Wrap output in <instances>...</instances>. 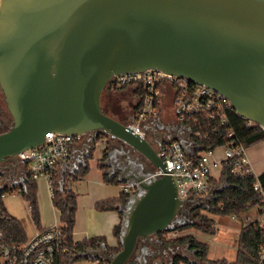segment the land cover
Wrapping results in <instances>:
<instances>
[{"label":"water","instance_id":"95a60500","mask_svg":"<svg viewBox=\"0 0 264 264\" xmlns=\"http://www.w3.org/2000/svg\"><path fill=\"white\" fill-rule=\"evenodd\" d=\"M147 68L220 92L264 131V0H0V88L12 118L0 132V166L48 131L90 133L92 147L101 135L129 146L121 168L108 171L136 185L108 264L155 247L152 235L174 230L186 205L157 147L101 109L113 75Z\"/></svg>","mask_w":264,"mask_h":264},{"label":"built area","instance_id":"2783aa9c","mask_svg":"<svg viewBox=\"0 0 264 264\" xmlns=\"http://www.w3.org/2000/svg\"><path fill=\"white\" fill-rule=\"evenodd\" d=\"M110 81L117 85L125 82L142 84L143 105L131 121L126 123L134 133L141 135H143L141 122L157 113V103L164 93L171 95L177 120L185 124L188 119L196 122L201 116L221 126H227L228 113L235 112L229 99L220 92L193 82L187 77L168 74L157 68L121 72L113 75ZM245 121L247 126L256 124L252 120ZM194 135L200 134L195 131ZM228 136L229 139L224 145L201 150L195 156L194 152H187L178 140L170 139L161 143L158 155L164 163L165 171L174 179L178 196L184 200L209 195L214 189L212 179L219 177L213 172L215 169L221 171L225 163L232 164L231 172L236 176L253 175L255 180L252 187L263 198L257 207L259 217L251 218L247 215L244 223L255 222L264 231V192L258 173L249 159L247 147L233 135L232 130H229ZM76 138L70 134L48 131L41 145L19 151L15 158L25 163L30 179L45 178L51 194L52 178L57 168L68 159L71 144ZM100 138L104 139V136L101 135ZM218 149L222 151L220 156L217 155ZM2 177L3 171L0 166V184ZM18 191L21 193V188ZM121 191L131 194L136 191V185L122 182ZM4 193L0 191V197ZM230 217L237 218L235 214H230ZM165 233L167 238L169 233L174 236L176 231L169 230ZM171 236H168V239L173 238ZM67 243V235L58 221L42 229H36L34 234L23 242L8 241L0 227V264H55L57 253H65L68 250ZM263 259L264 240L258 251L257 264H261Z\"/></svg>","mask_w":264,"mask_h":264},{"label":"trees","instance_id":"16d2710c","mask_svg":"<svg viewBox=\"0 0 264 264\" xmlns=\"http://www.w3.org/2000/svg\"><path fill=\"white\" fill-rule=\"evenodd\" d=\"M105 89L114 92H129V98L134 99V102L127 104L129 105L128 108L130 110V115L123 123L126 124L130 122L134 114L137 113L143 105L144 88L142 84L139 82H125L117 85L114 81L109 80L105 85ZM100 103L102 111L105 114L112 116L108 112L110 102L107 100L106 103H103L102 94ZM227 117V126H221L217 122L201 116L198 117L196 122L191 119L186 121L192 132L194 141L198 146V149L193 153L194 156L201 150L224 145L229 139V130H232L233 135L246 147L264 139V131L258 124L247 126L245 119L238 116L234 111L228 113ZM114 118L122 122L119 118ZM195 131H198L200 135H194ZM92 149L93 148L90 149L89 154L84 159L83 165L80 166L77 171L71 175L64 174L62 176V181L54 175L51 181V202L58 212L59 223L63 232L67 235L68 241V250L65 253H57L55 264H72L74 260L80 257L81 253H84L88 249H97L101 243L105 244L110 253H116L121 249L119 234L122 227L123 213L120 210V221L113 227V233L117 238V244L115 246L106 245L103 236H93L76 243L72 240V231L75 223L77 206V193L72 189L71 183L72 180L81 178L87 172L88 159L92 156ZM106 157L107 147L101 150V155L97 160V166L102 171L103 180L108 183H119L118 179L108 176V166L105 163L103 164ZM231 168V163H225L222 165L219 177L217 179H212L215 190L207 200V203L197 204L189 208L193 221L186 224L176 225L174 228L175 231L181 230L189 225L200 229L205 233L213 234L215 232L214 220L201 210H212L227 215L235 214L239 217L243 212L252 207H258L262 203L263 196L252 187L255 180L254 176L251 174L236 176L231 172ZM258 178L261 181L264 192V170L258 174ZM21 194L28 202L30 216L36 225V229H42L43 227L39 224V213L36 201V180H32L28 177L22 185ZM129 195L130 193L121 191L116 198L98 202L97 207L101 210L115 209L117 204H124ZM0 227L3 230L6 239L10 242H23L28 238L21 221L7 212L1 197ZM163 233H165V231L158 232L156 235L162 236ZM161 240L164 246L170 244H186L187 248L192 252L193 258L180 254L174 255L171 264H179L180 262H184L185 264H257V255L264 240V231L257 226L255 222L244 223L238 232L235 258L231 261L226 258H208L207 243L198 240L192 235H178L170 239L161 238ZM96 264H108V262L99 260ZM261 264H264V259Z\"/></svg>","mask_w":264,"mask_h":264},{"label":"crops","instance_id":"0c3cea01","mask_svg":"<svg viewBox=\"0 0 264 264\" xmlns=\"http://www.w3.org/2000/svg\"><path fill=\"white\" fill-rule=\"evenodd\" d=\"M133 102H134V99L129 98L128 103L131 104ZM161 107L163 110L161 109ZM170 110H172V112ZM168 113H170V115H168ZM141 128L143 130V135L147 139H149L154 144V146L157 147V149L161 145L160 144L161 141L164 142L170 139L178 140L189 153H193L195 150L198 149V146L196 142L194 141L193 135L191 134V130L188 127V125L177 120L175 107L172 103V97L169 93H164L162 95L157 105V113L153 116H150L146 120H143L141 122ZM107 138L108 136H104V139H100V140L104 143V148L107 147L106 161L108 162L107 166L109 170L113 166V163L117 162L118 160L122 158V156L126 155V152L129 150V146H128V149H125L124 146L120 145L121 143H124V142L117 139L120 142V144L117 147H109L107 144ZM91 139H92V135L90 133H86V134H83L77 137L72 142L71 147H70V155L68 159L64 161L57 168L55 172L56 178L62 181V176L64 174L71 175L75 171H77V169L80 166L83 165L85 157L89 154L90 149L93 148ZM221 152H222L221 149H218L217 155L220 156ZM247 153H248L249 159L251 160V163L253 164L255 172L258 174L262 172L264 170V145L262 143L258 144L257 149L254 152H249V149L247 148ZM100 155H101V152L98 151V153L94 155L93 159L88 160V170L85 173V175L79 179L72 180V183H71L72 189L77 193V199H78V195L80 194L75 189L76 184L77 183L79 184L80 181L91 183V185L95 188V191L94 193L90 194V205L93 202L98 203L101 201H105L107 199L116 198L121 192V183L123 181H120L118 179V176L115 175L111 177L119 180V183H114L119 186V191L116 194L109 195V196L107 194H103V195L98 194L97 189L99 187L101 188L105 184H110L103 180L102 171L97 166V160L100 157ZM256 167L257 169H259V171L256 170ZM2 171H3V177H2V182L0 184V191H5L7 189H12L14 187L22 188V185L28 178L26 165L22 161H19L18 163L14 161H9L4 166V168H2ZM213 174L216 177H218L220 174V170L215 169ZM108 176H109V172H108ZM40 179L44 181V184L49 191V187L47 185L45 178L41 177ZM209 198L210 196H200L196 198H190L186 200V202L191 201V203H193L194 201H196L198 204H204L206 199L208 200ZM122 209H124V205L117 204L115 206V209L105 210L103 215L106 217L107 225L97 226L99 228H95V229L93 228L92 232L90 231L91 229H88L87 224H85L84 226L78 225L79 227L78 226L76 227V222H75V225L72 231L73 242L74 243L81 242L84 239L90 238L93 236H103L105 238L106 245L115 246L117 244V238L116 240L113 238V236L110 233L109 227L112 226V232H113L114 225H116L120 221L119 210L122 211ZM57 215H58V212H57ZM242 225L243 224H241V226ZM43 227H47V225H43ZM240 227L238 228V232H239ZM33 234L34 233H32V235ZM151 239L153 240L154 238L151 237ZM141 241H142L140 245L141 247L147 244L145 240L141 239ZM236 242H237V238H236ZM173 246H176V248H174ZM178 246L180 245L170 244L164 247L165 251H162L157 246L151 247L148 245L147 253L143 252L142 250L140 253H145L146 258H147V264H148L149 257L152 254H157V255L153 258V260L150 261L151 264H171V261L174 255L176 254L185 255L184 252L180 253L178 251ZM101 247H104L105 251L101 250L100 252H98L97 258H94L89 255L88 256L82 255L78 259H85V260L87 259V261L85 262L87 263L90 262L91 264H96L99 260L107 261V256L111 255V253L107 250L105 244L101 243V245L97 249H100ZM97 249H88L87 251L97 250ZM155 249L157 252L153 253ZM186 249H187V246H186ZM87 251H85L84 253H86ZM148 251L149 253L151 251V254H149ZM235 252H236V249H235Z\"/></svg>","mask_w":264,"mask_h":264},{"label":"rangeland","instance_id":"374dc122","mask_svg":"<svg viewBox=\"0 0 264 264\" xmlns=\"http://www.w3.org/2000/svg\"><path fill=\"white\" fill-rule=\"evenodd\" d=\"M105 89V87H104ZM109 100L110 102V108L108 112L116 117L122 120V123L125 122L129 115V92L128 91H110L109 89L103 90L102 93V102L106 103V101ZM1 105L3 108V112L5 116L9 118L7 122V130L11 124L12 119L11 116L6 108L4 99H3V93H1ZM112 106V107H111ZM163 107V106H162ZM161 107V109H162ZM163 110V109H162ZM172 112V110H170ZM170 115V113H168ZM172 115V113H171ZM262 143L264 145V139L252 143L249 147V152H254L257 149V145ZM107 144L109 147H117L120 142L112 137L107 138ZM121 146H124L125 149H128V145L121 143ZM104 148V143L98 138L95 141L94 147L92 149V156L88 159H93L94 155L98 153V151L101 152V150ZM133 156H137V158L141 159L140 155L133 153ZM106 164V159L103 161V164ZM151 169L152 167H148ZM256 170L259 171V169ZM107 171H109L107 169ZM19 187H14L12 189H7L4 192V195L1 197L4 207L6 208L7 212L12 215L13 217L19 219L24 227V231L27 237H30L32 233L36 230V225L31 219L30 212L28 209V202L25 200V198L22 196V194L18 191ZM80 195H78L77 199V206H76V212H75V222L76 227L78 225L84 226L87 224L88 229L99 228L97 226H106V217L103 215L105 210H101L97 207V203H92L90 205V194L94 193L95 188L91 185L90 182H81L76 184L75 188ZM119 191V186L110 183L105 184L103 187H99L97 189L98 194H107L114 195ZM36 201H37V207H38V213H39V224L43 227V225H50L54 221L59 222V218L57 215V212L55 208L52 205L51 202V194L48 191L47 187L44 184V181L42 179L36 180ZM207 203V199L204 204ZM186 206H194L198 203L194 201L193 203H190V201L187 203ZM188 208V207H187ZM257 206L250 208L249 210L243 212L239 217L237 218H231L230 215L227 214H221L216 211L212 210H201L204 213H206L210 218L214 220L215 223V232L213 234H208L203 232L200 229H197L193 226H186L181 230H177L174 236H171L169 233L168 236L176 237V235H192L198 240L207 243V257L210 259H216V258H226L227 260L231 261L235 257V249H236V238L238 235V228L241 226V224H244L245 217L249 215L251 218H258V210ZM180 215H184V218H177L174 222V225L179 224H186L193 221V217L190 214V212L187 210L186 213H183L180 209L179 211ZM75 225V223H74ZM79 227V226H78ZM110 233L113 236V238L116 240V237L113 235L112 232V226L109 227ZM168 236L166 238V233H163V235H152L154 238L151 241L154 243L155 247L157 246L162 251H165L163 242L161 238L168 239ZM176 248V246H173ZM172 248V247H170ZM172 248V249H174ZM178 251L180 253H185L186 256L192 257V252L188 248L186 249V244H181L178 246ZM139 251L136 250L135 254H137ZM156 249L153 253H156ZM87 259H76L72 262V264H91L90 262H85ZM166 263V261H165ZM179 264H185L184 262H180Z\"/></svg>","mask_w":264,"mask_h":264},{"label":"flooded vegetation","instance_id":"af4514ba","mask_svg":"<svg viewBox=\"0 0 264 264\" xmlns=\"http://www.w3.org/2000/svg\"><path fill=\"white\" fill-rule=\"evenodd\" d=\"M1 93H2V91H1V88H0V132L5 131V129L7 128V125H8L7 122L9 120V118L7 116H5V114L3 112V108H2V105H1ZM124 156H122V158L120 160H118L117 162L113 163V166H112L113 170H119L121 168V161L123 160ZM12 161L17 162V163L19 162V160L17 158H14ZM190 203H191V201H190ZM186 205L183 208H181V211L183 213H186L187 210L189 211V208H191V206L189 207V206H186ZM178 218H184V215H180L179 214ZM141 242H142L141 239H139V241H138V246L139 247L141 245ZM132 258L133 259L127 264H147V258H146L145 253H140V251H139ZM134 260L136 261L135 263L133 262Z\"/></svg>","mask_w":264,"mask_h":264}]
</instances>
